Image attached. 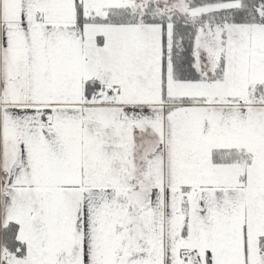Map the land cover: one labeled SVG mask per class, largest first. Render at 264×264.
Segmentation results:
<instances>
[{
    "label": "snow or ice",
    "instance_id": "1",
    "mask_svg": "<svg viewBox=\"0 0 264 264\" xmlns=\"http://www.w3.org/2000/svg\"><path fill=\"white\" fill-rule=\"evenodd\" d=\"M0 264H264V0H0Z\"/></svg>",
    "mask_w": 264,
    "mask_h": 264
}]
</instances>
